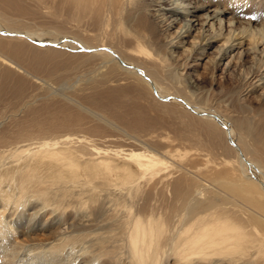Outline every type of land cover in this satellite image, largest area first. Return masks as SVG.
Segmentation results:
<instances>
[{"label": "bare ground", "instance_id": "obj_1", "mask_svg": "<svg viewBox=\"0 0 264 264\" xmlns=\"http://www.w3.org/2000/svg\"><path fill=\"white\" fill-rule=\"evenodd\" d=\"M133 1L57 0L60 11L50 13L52 20L55 25L72 23L73 37H53L41 30L35 35L25 22L21 25L7 16L48 13L38 7L39 0L34 1L36 9L24 10L16 3L12 13L0 12V77L12 84L11 101L0 103V254L10 261L21 251L28 264H164L166 259L173 264H264V154L236 137L220 114L195 106L184 95L164 92L158 83L159 58L145 45L158 32L156 26L171 30L179 24L177 40L167 47L172 57L170 45L183 46L200 25L192 54L203 55L222 39L223 47L215 50V59L221 61L242 49L246 32L226 25L227 10L215 0H151L153 6L143 16L147 19L141 18L136 29L129 15L122 17L129 4L136 6ZM236 14L241 16V11ZM86 20L96 31L113 22L114 31L104 33L109 41L89 42L91 36L82 31L91 26L84 24ZM125 21L133 33L121 29ZM16 22L21 26L15 27ZM252 40L257 45V38ZM259 43L264 45V37ZM124 44L128 55L117 49ZM254 44L239 55L255 52ZM75 50L79 54H73ZM59 55L70 60L68 66L52 61L48 76L75 67L73 62L92 67L88 74L97 71L95 78L85 80L82 92L88 96L73 97L72 92L80 89L72 88L82 78L69 71L64 82L70 84H66L70 98L54 91L44 77L24 76L47 57ZM29 80L45 86L40 97L51 95L53 101L61 97L67 103L55 107L43 102L32 109V117L12 121L9 127L6 119L13 116L7 111L25 97ZM249 83L252 88L264 86V66ZM168 97L185 108L186 121L173 126L174 139H189L198 158H204L207 149L223 152L217 163L221 172L202 176L216 190L199 189L191 174L201 168L190 171L188 161L168 165L166 157L178 161L181 157L161 130L175 106L166 101ZM33 99L23 98L21 108L30 111ZM161 110L164 116L157 115ZM224 152L234 158H226ZM178 172L184 173L182 179H177ZM37 231L39 239L26 236ZM22 236L31 242L27 248L11 246Z\"/></svg>", "mask_w": 264, "mask_h": 264}, {"label": "rangeland", "instance_id": "obj_2", "mask_svg": "<svg viewBox=\"0 0 264 264\" xmlns=\"http://www.w3.org/2000/svg\"><path fill=\"white\" fill-rule=\"evenodd\" d=\"M17 1L18 0H0V12L10 11L12 13L13 12L12 9L17 8V6H15L16 3L19 5H22V8L25 7L24 10L36 9L35 6L37 4H35L34 2L35 0H31V1L19 0V3ZM56 1L57 0L55 1L54 0L52 1L51 0H39L40 4H38V7L42 6L41 10L42 12L43 11L48 12L46 14H44L45 12L33 13L32 11H28V12H25V14L21 15L20 17L17 15H13V13L12 15L7 14V16L11 17L10 19L16 18V20H18L19 23L25 22L27 24V28L35 35H37L38 31L41 30V31L51 32L53 37H57L60 35H63V36L70 35V37H73L71 35L75 34V30H73L72 28L73 27L72 23L66 25L65 22H62L58 24L56 23L55 25L54 21L52 20V15H50V13L53 14V13H56L57 11L58 12L60 11L58 8V2ZM132 1L133 0H131V4H132ZM236 1L239 2L240 0H228V1L227 0L226 1L225 0H215L214 3L218 2L219 5L222 4L223 8L227 10V14L225 17L227 19L225 18L223 19L226 20L225 23L226 25L230 26L229 28H238L241 31L246 32L245 34L246 38L243 40L244 42L242 44V49H241L242 51L243 50L247 51L252 47V45L254 44V41L252 40V36L257 38V45L254 44L255 47L253 49L255 52L249 55H246V56L239 55L238 52L241 50H238V51L236 50L234 53L231 54V56L235 53L237 55L235 54L232 57L230 56L226 57L225 59L221 61H218V59L216 60L215 55L217 54V51L215 50L216 48L223 47L222 45L224 43L222 39H219L218 41L213 42L210 45V47H208L204 51L203 55L199 56L198 52L195 55H193L192 54L193 48H191V46L198 43V40L195 38L199 34L197 30L200 29V25L196 26V28L189 33V36H187L184 39L185 44L183 46L175 47L174 45H170V49L171 50L173 49L172 57L167 54L169 51V48L167 49V47L169 46L171 42L174 43V40L175 41L177 40L176 31L178 29L177 27L179 26V24L178 25L176 24L175 27L171 30L170 29L165 30L164 28L165 26L163 27L164 24H161L160 27L156 26L158 32H156L155 37H151V38L148 37L145 45L149 46V50L151 54H153L154 56H158L159 58L158 60L159 75L158 76H159V79H161L162 81L160 82L158 80V83L161 85V88L163 89L164 92H168V94L172 93L173 95H180V96L184 95V97L186 99H189V101L195 106L204 108L208 111H214L215 113L220 114L227 121V123L231 125V127L233 128V132L236 133L235 134L236 137H241L242 140L245 141L247 146L249 145L250 147H253V148L255 147L259 153L261 151L264 154V86L261 88L259 86L256 88H252L251 83H249L250 80L252 79V76L256 74L260 70V68L264 66V45L262 43H259L260 39L264 37V16H262L264 13V0H259V1L258 0H245V2H242L244 0H241L240 3H237ZM135 2H136L135 7L131 6V4H129L128 7H126V12L125 14L122 15V17L126 18V15H129L131 17V24L134 25L137 29V24L139 23L140 19L141 18L147 19V17H143L144 12L146 9H151L153 6V3L151 0H136ZM228 2L231 3V5L226 4ZM242 3L243 5L244 4L245 5L244 6L241 5ZM235 5H237L238 7L243 6L242 8L243 12L242 10H240L241 7H239L238 9V7ZM234 11H236V13L238 14L241 11V16L237 15ZM256 11H259L260 13ZM63 12H60V14L62 15ZM204 13L205 11L199 12L197 15L199 16ZM65 14H63V16ZM254 14L256 16H254ZM260 16H262V18ZM252 17L254 19H252ZM127 21H125V23L122 24L121 29L123 31L128 30L132 32ZM228 21H232V22H228ZM19 23L18 22L14 23V26L20 27L22 23H20L21 25H19ZM229 23H232V24L230 25ZM84 24L90 25L91 22L90 20L88 21L86 20ZM114 27H115L114 23L109 22L108 29L102 27L100 31H96L95 26L91 24V26H89L86 30H82V31L84 32V34L91 36V38H88L89 42L99 43L101 39L103 41H109V38L105 34L109 33L108 30L114 31ZM206 29L207 27L203 30H206ZM256 29H261L263 31L256 33L254 32V30ZM225 34H226V31L223 33V35ZM130 36L131 35L128 34L127 37L131 39ZM160 44H164V45L160 46ZM130 45H132V42L130 43ZM125 46L128 47V44H124L122 48H117V49L121 50L122 52L126 54L127 49H125ZM106 48H109V46H107ZM64 51L68 52L70 50H64ZM258 51L260 53H258ZM199 52L201 51L199 50ZM72 53L79 54V52L76 50L73 51ZM58 57L60 59H58ZM58 57L54 59H50V60H49L50 57H47L45 59L46 61L43 62V65L41 67H39L38 69L31 70V72L26 73L24 76L27 78L29 76H38L40 78L44 77L43 79H47L49 80V82H51V85L54 91H58L60 94H64V96H66L67 98H70V95H69L70 89L68 88L70 84L64 82V79L66 77L64 73L66 71H69L70 73H73L74 76H79L82 78L81 82H77L75 80V83L76 82L77 83L74 84V86L76 85L77 87L72 88V89L73 90L80 89V90L78 92L76 91L72 92L74 93L73 97L75 98L76 95L88 96V94H86V91L82 92V90L86 88L85 80L95 78L98 74L97 71L95 72V74H88V72L92 71V67H85L81 63L73 62L75 67L62 70L58 73L55 72L51 74L50 76H48L49 74L48 70H50L49 63L53 64L54 62L55 63L60 62V64L68 66L70 62L69 59L63 57V55L61 56L59 55ZM197 58H199L200 60H197ZM34 71L35 73H33ZM101 74L103 75L102 72ZM29 81L30 82H28L27 92H26L25 97L24 96L20 97L22 99L17 100L16 102L12 101L16 103V106L12 107V109H9L11 111H7L6 115L11 116L12 114L13 116V118L6 117L7 122L6 121L5 122L6 124H10L9 127L13 125L12 123H10L12 121L13 122L17 120L25 121L28 118H30V114L32 117V113H31L32 109L35 108L36 105L45 104L43 102H49L50 105H53L55 107H58V106L62 107V104L59 105L62 102L67 103L66 100H64L61 97H58L59 99H55V101L51 99V95L40 97L39 93L43 94V90L44 92L46 91L45 86H43L42 88H39L41 87L39 86L41 84L39 81H37L38 83L35 82V80H32V82L31 80ZM8 82L6 84L0 77V93L2 92V90H5L2 93V97H1L2 99L0 101V103L2 104H7L9 101H11V97L9 95L8 90L12 87V84L8 85ZM66 84L68 86H66ZM40 90L42 92H40ZM102 90L105 91L104 88H102ZM33 97H34L33 100L35 101V104L32 106L30 111L28 110V112H26L27 110H25V108L23 107L21 108V101L23 100V98L27 100L29 98L32 99ZM169 97L168 99H166V101L172 102V104H174L175 106L171 108L173 112L172 111L168 112V115L165 116L166 118L165 121H166L167 126L166 127L162 126L161 130L164 131L168 141L171 142L170 144H173L174 151L176 149V152H179V154H181V157L179 158L180 161H178L177 158L173 160L172 159L173 157H169V158L166 157V161L168 162V165L171 167H175L173 165H176V163L182 164V163H187L188 161L187 164L191 167V168H188L190 171L196 170V168L197 169L201 168V171L199 170V172L197 173H194L193 171V173L191 174L192 177L194 175L193 177L194 179L195 178L196 180L198 179L197 181L200 185L199 189L202 190L205 187H209L212 190H216V188H214V186L211 183L206 181L207 178H203V177H205V174L207 172L215 171V170L218 171L220 169L217 163H219V158H223V156H221L223 152L221 150L220 151L218 150L212 153L211 151L209 152L207 149V152L206 151L202 152V154H205L204 156L205 159L198 158L197 157L198 151H196V149L190 145L192 144V142L189 139H185L181 141L174 139V133H173L174 127L176 125L179 126L182 120L186 121L185 119L186 117L182 113V109H185V108L182 105L178 104L175 100H172V99L170 100ZM142 105L147 107L148 103L146 104V102L142 101ZM27 113H29V117L28 116L26 117V115H28ZM158 113L163 115L165 114V111L161 110L157 112V115ZM40 114L42 113H38V115ZM34 115H36V113ZM14 116L17 118H15ZM199 127L200 126H196L194 128L199 129ZM201 137L203 139L204 136H201ZM172 140H174L175 142H173ZM249 149H252V148H249ZM214 153L216 154L214 155ZM225 155H226V158H232L234 156L233 153L232 154L225 153ZM262 160H263L262 166L264 167V159ZM206 162L208 164V165L206 164L208 166V169H203L205 166L204 163ZM207 166H205V168ZM219 171L221 172V170ZM178 173L179 175L177 176V179L178 178L182 179V177L184 176V173L183 172H178ZM191 175H189V177H191ZM198 177H200V179ZM199 180H201L202 182H200ZM165 199L167 200L166 197ZM51 230H53V228ZM49 233H50L49 230L45 231V234H49ZM26 236L27 237L32 236L36 239H39L40 235H39V232L37 231L32 235H26ZM26 236L15 238L11 246L15 248H27V246H29L31 242L28 238H26ZM28 240L30 243L28 242ZM20 253L21 251H19L18 254ZM18 254H16L15 257L13 256L10 261H7L8 259L4 257V255L1 253L0 254V264L2 263L6 264V262L7 264H28V256H24L22 253L20 255ZM60 264H67V263L63 262ZM164 264H173V263H172V260L166 259Z\"/></svg>", "mask_w": 264, "mask_h": 264}]
</instances>
